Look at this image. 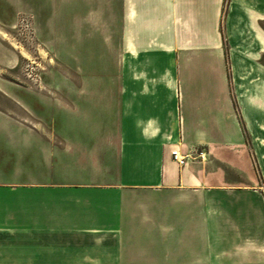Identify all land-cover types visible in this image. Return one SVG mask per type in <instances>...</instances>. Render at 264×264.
<instances>
[{
	"label": "crops",
	"instance_id": "obj_1",
	"mask_svg": "<svg viewBox=\"0 0 264 264\" xmlns=\"http://www.w3.org/2000/svg\"><path fill=\"white\" fill-rule=\"evenodd\" d=\"M121 24L114 61L0 103V264H264V0Z\"/></svg>",
	"mask_w": 264,
	"mask_h": 264
},
{
	"label": "rangeland",
	"instance_id": "obj_2",
	"mask_svg": "<svg viewBox=\"0 0 264 264\" xmlns=\"http://www.w3.org/2000/svg\"><path fill=\"white\" fill-rule=\"evenodd\" d=\"M122 1L0 0V103L19 112L25 87L42 92L41 82L87 77L105 49L114 61Z\"/></svg>",
	"mask_w": 264,
	"mask_h": 264
},
{
	"label": "built area",
	"instance_id": "obj_3",
	"mask_svg": "<svg viewBox=\"0 0 264 264\" xmlns=\"http://www.w3.org/2000/svg\"><path fill=\"white\" fill-rule=\"evenodd\" d=\"M197 156L200 158V159H203L204 158V155L205 153L203 151H197ZM172 156L173 158L179 163V164H184L188 157L191 156L190 154L188 155H181L177 150H173L172 151Z\"/></svg>",
	"mask_w": 264,
	"mask_h": 264
}]
</instances>
